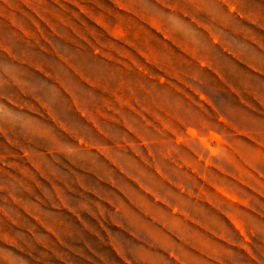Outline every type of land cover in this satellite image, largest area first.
<instances>
[{
  "label": "rangeland",
  "instance_id": "rangeland-1",
  "mask_svg": "<svg viewBox=\"0 0 264 264\" xmlns=\"http://www.w3.org/2000/svg\"><path fill=\"white\" fill-rule=\"evenodd\" d=\"M183 212L264 258V0H0V264H179Z\"/></svg>",
  "mask_w": 264,
  "mask_h": 264
},
{
  "label": "crops",
  "instance_id": "crops-1",
  "mask_svg": "<svg viewBox=\"0 0 264 264\" xmlns=\"http://www.w3.org/2000/svg\"><path fill=\"white\" fill-rule=\"evenodd\" d=\"M192 200H194V196L192 195ZM184 200L183 202H185ZM194 205V204H193ZM198 205V204H197ZM185 207V206H184ZM187 216L191 218V224L187 226L186 230H178L179 234H182V239L185 241L183 243V248L186 251L183 252L182 256L178 258L179 264H218L216 260L212 259H202L201 250H208L209 252H214L217 249V243L215 241L209 242L206 244L201 241V229H200V219L198 216L189 215L186 212ZM258 231V232H254ZM263 233L264 230H252L253 234ZM259 243V242H258ZM257 256L254 259H250V261H242L241 264H264L263 252L259 249L261 244H256Z\"/></svg>",
  "mask_w": 264,
  "mask_h": 264
}]
</instances>
